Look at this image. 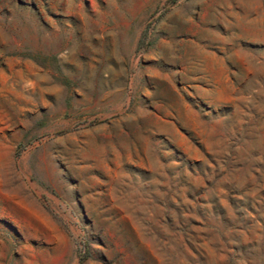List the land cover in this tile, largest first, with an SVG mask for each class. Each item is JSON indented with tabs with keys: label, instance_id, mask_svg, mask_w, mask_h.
I'll list each match as a JSON object with an SVG mask.
<instances>
[{
	"label": "rangeland",
	"instance_id": "obj_1",
	"mask_svg": "<svg viewBox=\"0 0 264 264\" xmlns=\"http://www.w3.org/2000/svg\"><path fill=\"white\" fill-rule=\"evenodd\" d=\"M0 264H264V0H0Z\"/></svg>",
	"mask_w": 264,
	"mask_h": 264
}]
</instances>
